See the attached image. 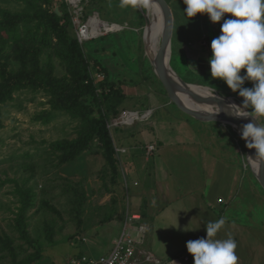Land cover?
<instances>
[{
    "label": "rangeland",
    "instance_id": "1",
    "mask_svg": "<svg viewBox=\"0 0 264 264\" xmlns=\"http://www.w3.org/2000/svg\"><path fill=\"white\" fill-rule=\"evenodd\" d=\"M119 4L120 0H80L77 10L64 0H0V84L16 86L9 95L0 96V183L15 179L21 185L31 175L21 167L28 163L34 165V172L25 187L33 188L37 194L35 206L26 215L24 237L14 228L19 206L18 196L13 192L15 183L0 185V264H23L35 251L47 253L54 264H68L72 257L68 258L76 250L79 253L75 256L86 253L87 244L75 246L76 240L85 237L86 232L100 235L107 225L109 230L102 235L103 240H115L118 236L115 226L118 221L125 226L133 205L130 158L135 151L149 156L145 142L138 136L153 123L158 124L156 132L150 134L158 145L156 150L162 143L158 139L163 136L166 141L171 132L174 139L207 142L217 152L223 149L238 159L244 176H249L248 183L250 180L253 183L249 188L257 204L256 218L263 220L264 229V192L249 166L241 134L220 121H201L173 102V92L162 82L165 79L156 73L146 54L143 31L147 12L121 9ZM60 11H66V17ZM53 15L60 16L62 24L67 23L66 30L78 41L94 85L103 84L104 90L98 88L97 93L109 94L106 105L113 114L109 115L106 125L117 159L115 177L107 169L96 139L73 160L55 166L49 145L74 138L83 119L59 109L64 101L54 84L67 82L72 88L75 79L60 38L61 29H55L52 22ZM92 19L109 26L110 30L100 28L97 35L83 37L82 30L91 26ZM222 23L223 20L218 24L208 21L215 32L213 37L208 35L210 42L221 34ZM161 42L160 33L159 47ZM210 46L207 41L201 44L206 60ZM195 62L202 68L199 60ZM171 68L184 80L193 81L186 83L207 87L212 94L230 97L242 105L243 98L223 81L213 79L210 69L205 77H199L193 71L187 73L182 61L171 60ZM45 85H52L50 93ZM244 87L251 88L253 84L246 82ZM189 97L196 106L209 107L205 101ZM124 113L137 114V118L125 124L121 119ZM258 121L264 125V118ZM25 153L31 157L24 158ZM242 184L245 186L246 181ZM40 200L46 201L55 212L45 209ZM47 226L52 233L51 243L47 241ZM108 248L109 243H102L97 256H104Z\"/></svg>",
    "mask_w": 264,
    "mask_h": 264
},
{
    "label": "crops",
    "instance_id": "2",
    "mask_svg": "<svg viewBox=\"0 0 264 264\" xmlns=\"http://www.w3.org/2000/svg\"><path fill=\"white\" fill-rule=\"evenodd\" d=\"M164 1L171 22L170 66L171 60L182 61L187 73L193 71L195 75L205 77L209 72L207 69H210L208 60L212 52L208 51L209 58L206 60L201 44L206 41L211 44L208 35L213 37L215 34L213 27L208 26V16L198 14L188 18L184 14L186 5L183 0ZM196 46L201 48L196 49ZM195 60L201 62L202 68L199 69ZM153 124L148 125L138 136L145 142V147L158 146L150 136L158 128V124ZM163 139V136L158 139L162 143L155 153L148 152L149 156L144 157L135 151L130 158L133 205L129 215L138 216L139 219L131 222L129 231L132 237L141 238L135 250V264H194L186 243L206 238L205 225L222 217L226 222L215 238L231 237L236 241L239 264H264L263 220L256 218L257 204L252 199L254 192L249 188L253 183L251 180L248 183L249 176H244L239 160L223 152L221 146H217L221 149L217 152L214 145L200 140L174 139L171 132L166 141ZM244 181L245 186L242 184ZM115 227L118 236L111 242L107 238L104 241L102 236L109 230L108 225L100 235L92 234L94 231L86 232L85 237L76 240L75 244H87L86 253L78 255L93 259L101 257L97 256L96 251L102 247V243H109L111 249L124 228L120 221ZM141 227L144 229L143 234L139 231ZM76 251L68 259L79 253ZM146 255L150 261L146 260ZM32 264L54 263L53 258L41 251L39 258Z\"/></svg>",
    "mask_w": 264,
    "mask_h": 264
},
{
    "label": "clouds",
    "instance_id": "3",
    "mask_svg": "<svg viewBox=\"0 0 264 264\" xmlns=\"http://www.w3.org/2000/svg\"><path fill=\"white\" fill-rule=\"evenodd\" d=\"M183 3L188 18L206 14L213 24L223 20L221 34L211 41L210 74L243 98L242 105L230 103L223 110L236 118L251 117L242 125L241 139L248 149L255 150L254 159L261 165L264 163V125L258 118H264V0H183ZM158 5L159 0H120L119 4L121 9L145 13ZM246 82H252L253 87H244ZM214 98L224 100L222 95L215 94ZM225 222L223 217L208 222L206 238L186 243L194 264H239L236 241L231 237L215 238Z\"/></svg>",
    "mask_w": 264,
    "mask_h": 264
},
{
    "label": "trees",
    "instance_id": "4",
    "mask_svg": "<svg viewBox=\"0 0 264 264\" xmlns=\"http://www.w3.org/2000/svg\"><path fill=\"white\" fill-rule=\"evenodd\" d=\"M60 14L63 17H66L67 15L66 11H60ZM52 22L55 29H61L62 34L60 35V38L63 41L62 44L67 50L66 52L70 60V67L75 79V84L72 88L67 82L54 84L55 89L61 91V97H63L62 100L64 101V105L59 109L65 110L73 117L83 119V123L76 131V136L74 138L58 140L49 145L55 161V166H60L65 162L73 160L85 150L89 149L91 142L96 139L99 144V150L107 163L106 167L113 173V177H115L118 170L117 159L114 156L115 151L113 141L106 125L109 115L113 114L111 108L106 105V98L109 97V94L97 93L98 88L104 90V86L102 83H99L97 86L94 85L93 80L90 78L87 60L83 56L78 41L70 36L66 30L67 23L62 24L61 17L57 15L52 16ZM87 80L88 82L85 83ZM45 87L50 93L51 91L49 88H51L52 85H45ZM13 88H16V86H13L11 83L0 84V96L1 94L4 97L9 95L10 92L14 91ZM108 92L110 93L111 90ZM103 107H106V111H102ZM47 118H50V116L48 115ZM23 157L29 159L31 155L25 153ZM21 167L26 172H31L30 177L22 180V186L15 179H5L0 185L15 183V189H13V192L18 196L19 206L17 207V213L14 218V228L25 237L24 234L26 232L24 229L27 228L28 224L26 215L29 210L35 206L37 194L34 192L33 188L25 187L33 177L32 173L34 172V165L23 163ZM39 203L42 204L45 209L55 212L54 208L48 205L46 201L40 200ZM47 229V241L51 243L52 233L48 226ZM38 256L39 254L37 251L33 252V255H31L23 264H32L39 258Z\"/></svg>",
    "mask_w": 264,
    "mask_h": 264
},
{
    "label": "bare ground",
    "instance_id": "5",
    "mask_svg": "<svg viewBox=\"0 0 264 264\" xmlns=\"http://www.w3.org/2000/svg\"><path fill=\"white\" fill-rule=\"evenodd\" d=\"M90 24L91 26H88L89 28L86 27L84 30H82V36L85 38L88 37L89 35L90 36L97 35L100 28H102L104 31L110 30L109 26L103 23L97 22L96 19H92ZM113 27H116V25H114ZM161 31H162V25H161V20H160V12L157 6L153 8L151 11L147 12V22H146V25L143 31V41L145 45L146 54L152 61L153 65L155 66L156 73L163 76L160 72V67H162L161 66L162 62L159 57V51H160L159 39H160ZM191 86L195 92H199V93L207 94V95L211 93L210 89L207 87H204L201 85H192V84ZM212 95H215V94H212ZM172 99L174 100L175 103H177L180 106L182 110L190 111L191 113L195 114L200 120H213V121H220L224 123L223 119L219 117L218 112L215 109H212L211 107L196 106L193 100L190 99V97L185 93H181V92L173 90ZM219 103L222 109H224V107L230 103L240 105L238 102L232 100V98L230 97H224V100L219 101ZM136 118L137 117L135 114H129L128 122L131 123L132 121L136 120ZM248 122H249V119H246L245 121L241 120L236 124L235 123L231 124V126L233 127L235 131L241 134L242 125ZM248 156H251L253 159H250ZM254 158H255V150L250 149V153L247 152V160H248L250 168L253 171L254 176H257V170H258L259 164H257L256 159Z\"/></svg>",
    "mask_w": 264,
    "mask_h": 264
},
{
    "label": "water",
    "instance_id": "6",
    "mask_svg": "<svg viewBox=\"0 0 264 264\" xmlns=\"http://www.w3.org/2000/svg\"><path fill=\"white\" fill-rule=\"evenodd\" d=\"M158 8H159V12H160V20H161V25H162V31H161L162 42H161V47H160V51H159V57H160L161 62H162V65H161L162 67H160V72L163 75V77L165 78V81H163L159 76L158 77L162 80V82L166 86H168L170 88L171 94L174 90V91H178L181 93H185L189 96H194V97L198 98L199 100L205 101L207 103L205 105L211 107L212 109H215L218 112L219 117L221 119H223L225 124L231 125L234 123L236 124L241 120L245 121L246 119L236 118L234 116L228 115L222 109V107L219 103V100L214 98L215 95H212L211 93L207 95V94L195 92L192 89L191 84L183 81L173 71V69L170 66V61H169L170 52H171V35H170L171 34V22H170L169 9H168V6L164 0H159ZM217 96H220V95H217ZM170 98H171V95H170ZM175 104L178 106L177 103H175ZM183 111H185L186 113H188V114L194 116L195 118L199 119L195 114L191 113L190 111H188V110L187 111L183 110ZM248 119H251V117ZM247 151L250 153V149L247 148ZM255 178H256V181L258 182L259 186L264 191V163H262L261 165L259 164L258 170H257V176H255Z\"/></svg>",
    "mask_w": 264,
    "mask_h": 264
},
{
    "label": "built area",
    "instance_id": "7",
    "mask_svg": "<svg viewBox=\"0 0 264 264\" xmlns=\"http://www.w3.org/2000/svg\"><path fill=\"white\" fill-rule=\"evenodd\" d=\"M66 3L71 5L73 8L78 10V2L80 0H64ZM129 114L124 113L121 117L122 122L125 124H131L128 122ZM137 117V114H136ZM147 151L150 153H155L156 147L151 145L147 147ZM139 219L138 216L129 215L125 221V226L119 236V238L114 243L110 251L97 259L86 257L84 255H78L73 257L68 264H135V250L137 244L141 241V238L132 237L129 227L133 220ZM140 233H144V229L141 227L139 229ZM146 260L150 261V257L146 255Z\"/></svg>",
    "mask_w": 264,
    "mask_h": 264
}]
</instances>
